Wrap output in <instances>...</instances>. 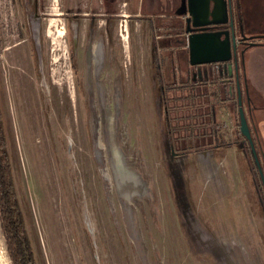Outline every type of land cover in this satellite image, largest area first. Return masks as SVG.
<instances>
[{
    "label": "rangeland",
    "instance_id": "374dc122",
    "mask_svg": "<svg viewBox=\"0 0 264 264\" xmlns=\"http://www.w3.org/2000/svg\"><path fill=\"white\" fill-rule=\"evenodd\" d=\"M87 1L0 0V107L35 264H264L262 166L230 78L190 66L171 0ZM0 264H15L1 210Z\"/></svg>",
    "mask_w": 264,
    "mask_h": 264
},
{
    "label": "water",
    "instance_id": "95a60500",
    "mask_svg": "<svg viewBox=\"0 0 264 264\" xmlns=\"http://www.w3.org/2000/svg\"><path fill=\"white\" fill-rule=\"evenodd\" d=\"M183 4L185 9L179 16L183 19L182 25L187 36L186 47L190 66L224 64L226 65L224 73L220 72V76L229 74V78L235 75V78L238 79V69L234 73L232 64V31L236 30L237 21L241 26V38L236 40V45L239 46L240 42L250 43L261 38V36L248 37L244 34L240 8L236 6L237 4L234 5L233 0H183ZM237 89L240 131L249 142L253 155L256 157L251 131L243 108L239 83ZM230 92L234 96L233 87H231ZM256 161L259 163V160Z\"/></svg>",
    "mask_w": 264,
    "mask_h": 264
},
{
    "label": "crops",
    "instance_id": "0c3cea01",
    "mask_svg": "<svg viewBox=\"0 0 264 264\" xmlns=\"http://www.w3.org/2000/svg\"><path fill=\"white\" fill-rule=\"evenodd\" d=\"M239 4H241V8L245 9V12L247 11L248 14H251V11H253V14L255 12L258 13L257 17L264 18V0H239ZM139 11L140 8L137 9V12ZM247 36H261V38L254 40L258 42V45L249 47L243 52L244 63L238 69V79L235 78V75L230 78L231 83L229 84L228 94L231 98L230 101L234 99V96H238L237 84L239 83L243 108L250 131L255 139L258 151L264 154V40L262 39L264 34L253 32L247 34ZM182 49H184L183 51L187 50L186 47H182ZM203 67L206 66H201L196 70H204L202 69ZM212 69H215L220 75V67H213ZM226 76L229 78V74H226ZM201 78H203V75L199 72L197 80L199 81ZM231 87L234 88V96L230 92ZM244 140L247 141L245 138ZM247 143L249 142L247 141Z\"/></svg>",
    "mask_w": 264,
    "mask_h": 264
},
{
    "label": "trees",
    "instance_id": "16d2710c",
    "mask_svg": "<svg viewBox=\"0 0 264 264\" xmlns=\"http://www.w3.org/2000/svg\"><path fill=\"white\" fill-rule=\"evenodd\" d=\"M181 31L184 30L182 23L178 24ZM185 32V31H184ZM264 40V37H262ZM260 44V43H259ZM243 52L249 47L258 45L257 41H251L250 43L243 44ZM187 44L184 40V47ZM188 54V50H186ZM224 64L210 65L211 68L220 67L221 73H224ZM198 69L200 67H193ZM252 135V133H251ZM254 143V149L257 157L264 154L260 153L255 145V139L252 135ZM253 152V151H252ZM260 160V158H259ZM0 210L3 218L4 226L7 230L8 239L11 244L12 256L15 264H35L33 252L30 246V242L26 235V231L23 223V215L19 207L18 199L15 192L14 181L12 177V166L9 157L8 143L5 132V125L3 114L0 107Z\"/></svg>",
    "mask_w": 264,
    "mask_h": 264
},
{
    "label": "flooded vegetation",
    "instance_id": "af4514ba",
    "mask_svg": "<svg viewBox=\"0 0 264 264\" xmlns=\"http://www.w3.org/2000/svg\"><path fill=\"white\" fill-rule=\"evenodd\" d=\"M93 1L95 2L94 4H97V6H100V7H103V8L107 7L108 5H111L112 6V0H100V1H97V2H96V0H88L87 1V4H89L90 2H92L91 4H93ZM234 2H235V5L237 4L236 6H238L241 9V4H239V0H234ZM168 3H170V6L172 5L175 8L174 11L176 12V15L178 17H180L179 15L185 9V6L183 4V0H171ZM156 4H158L159 6H162L161 0H156ZM91 6H93V5H91ZM143 9H144V6L143 7H140V12H142ZM236 14H237V11H236ZM241 17H242V15H241ZM243 44H247V43L240 42L239 46L241 48L242 47L244 48V45ZM249 147H250V151H251V153L253 155L251 146H249ZM259 158H260V160H259ZM259 158H258L259 164H261L262 168L260 170L257 169V171H258L259 179H260L261 186H262V189L261 190H263V192H262L263 195H262V198H260V199L263 202L262 205H263V211H264V157H263V155H260Z\"/></svg>",
    "mask_w": 264,
    "mask_h": 264
},
{
    "label": "bare ground",
    "instance_id": "6f19581e",
    "mask_svg": "<svg viewBox=\"0 0 264 264\" xmlns=\"http://www.w3.org/2000/svg\"><path fill=\"white\" fill-rule=\"evenodd\" d=\"M99 133V132H98ZM101 143V142H100ZM106 147H105V145H103L102 144V148L101 149H105ZM112 155H110V157H111ZM109 157V158H110ZM105 158V157H104ZM122 162V161H121ZM112 172V171H111ZM129 175V174H128ZM130 176V175H129ZM108 180L110 179V181H112V174L110 175V177L109 178H107ZM124 181H126V184L128 183V182H131L130 184H128L129 185V189H132V186H134V184L135 183H133L132 181H134V180H132L131 178L129 179V178H126V176H124ZM122 180H123V178H122ZM129 180V181H128ZM121 181V180H120ZM123 182V181H122ZM138 185L137 184H135V192L137 191V193H138V195L140 196V194H139V192H138V187H137ZM131 187V188H130ZM122 191V190H121ZM135 196H137V195H127V199H130V200H132ZM127 223V222H126ZM193 234V233H192ZM193 237V236H192ZM198 240V239H197ZM199 241L201 242L200 244H205L206 246H209V247H211V248H213V249H216V250H218L219 248H218V246H216V245H211L210 243H208L207 242V240L205 241V240H203V238L202 237H199ZM218 252V251H217Z\"/></svg>",
    "mask_w": 264,
    "mask_h": 264
}]
</instances>
